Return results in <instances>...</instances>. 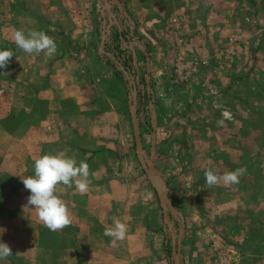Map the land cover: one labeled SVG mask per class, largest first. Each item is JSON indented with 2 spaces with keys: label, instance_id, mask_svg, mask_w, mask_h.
Here are the masks:
<instances>
[{
  "label": "crops",
  "instance_id": "crops-1",
  "mask_svg": "<svg viewBox=\"0 0 264 264\" xmlns=\"http://www.w3.org/2000/svg\"><path fill=\"white\" fill-rule=\"evenodd\" d=\"M100 1L0 0V50L13 54L0 70V241L13 253L0 264L168 261L160 259L150 236L152 225L157 229V192L137 158L135 142L131 154L119 135V116L124 119L125 109L129 112L130 91L125 75L101 55L110 14ZM110 10L120 24L110 25L111 40L104 49L132 62L135 51L140 73L143 51L135 43L149 51L152 91L142 94L153 101L157 155L165 112L179 129L167 144L178 145L184 165L177 167L188 175V186L190 177H202L206 169L217 174L245 169L238 183H219L232 196L217 201L222 206L228 199L231 221H245L232 235L236 240L253 242L255 225L260 226L261 251L241 250L246 258H258L239 264H264V0H119ZM16 29L44 31L56 51L51 56L25 53L13 42ZM127 66L136 74L134 66ZM156 70L165 74L162 89L154 88ZM223 109L232 118L219 125ZM150 127L152 132L151 117ZM58 152L77 163L86 161L89 177L83 193L74 185H56L71 222L51 231L27 205L29 191L20 177L33 174L36 158ZM157 155V168L170 176L157 165ZM114 217L126 224L124 238L115 245L104 235ZM238 255L232 248L220 251L215 263L238 264Z\"/></svg>",
  "mask_w": 264,
  "mask_h": 264
},
{
  "label": "rangeland",
  "instance_id": "rangeland-1",
  "mask_svg": "<svg viewBox=\"0 0 264 264\" xmlns=\"http://www.w3.org/2000/svg\"><path fill=\"white\" fill-rule=\"evenodd\" d=\"M145 72L146 67L143 68L142 64L139 83L137 84L138 90L140 91L139 93H141V95L139 94L137 104V110L141 124H145L146 122L145 115L148 114L150 118V113L147 111L149 102L145 97L146 95L142 94V92L144 93L145 91H148L146 86ZM164 75L163 73L158 75L157 70L154 71V88L162 89V85L164 84L162 82ZM159 76H162L161 81L157 78ZM127 96V90H125L126 100H128ZM164 99L165 98H163V100ZM165 103L166 101H163V104ZM162 107L164 106L162 105ZM125 111L126 117L124 119L121 115L119 116V123L121 124V128H119V135L122 136V138H126V144H128L125 148L128 149V147H130L128 152L130 150V153L133 154L134 140L132 126L129 118V112L126 109ZM163 114L164 116L160 118L161 126L157 130V139L159 141L160 149L158 151L156 162L157 165L159 164V166L164 169V172L167 170L170 173V176L167 177V187L169 189V193L171 194L176 207L186 219V226L182 238L183 264H216L215 255H218L220 251L229 250V248L238 251V256L240 258L238 264L241 261H248L249 259L256 261L258 257L255 254L249 255V258H246V256L242 254L241 250L243 249V251H245L246 248H250L249 253H253L252 249H257L258 252L261 251L259 248L260 243L262 242L259 240V238H261L260 226L258 227L255 225L253 233V238L255 240H253V242L249 239L236 240L234 237H232V235L240 233L245 221L238 223L236 219H233L234 222L230 219V210L228 206L229 201L228 199L225 200V198H230V196H232L230 189L225 186H221L219 183L209 186L208 184L204 183V174L202 177L195 179L190 177L192 179L191 180L189 178L191 184L189 186L187 185L188 182L184 180L186 177L188 178V175L183 177L181 174V168L177 167L179 163H184L182 159L183 156L181 157L177 152L178 145L175 144V142L167 144V141H171V138L175 137L174 135L176 133H179V129L174 127L173 122L168 119L170 117L168 114H166L169 116L167 118L165 116V112H162V115ZM123 124L125 125L124 127ZM146 129L147 131L144 130L143 141L144 147L147 151H149L151 145V127L146 125ZM133 161L129 162V160H126L128 164ZM201 170L195 169V172H200ZM221 187H224L225 189H220ZM221 197H225L222 200L227 201L222 206H220L219 202L217 201ZM157 212V229H154V225H152V229L150 230V236L152 237L151 241L154 246L156 245V247H158L159 255H161L160 259L166 257L168 259L166 264H171L172 232L163 220L161 207L160 210H157ZM171 220L174 223V227L176 229L179 228L178 219L176 217H171ZM227 262L228 260L224 261V263Z\"/></svg>",
  "mask_w": 264,
  "mask_h": 264
},
{
  "label": "clouds",
  "instance_id": "clouds-1",
  "mask_svg": "<svg viewBox=\"0 0 264 264\" xmlns=\"http://www.w3.org/2000/svg\"><path fill=\"white\" fill-rule=\"evenodd\" d=\"M15 45L25 53H41L51 56L56 51V43L42 30H29L25 33L16 29L12 33ZM13 56L11 50H0V70L5 68L9 59ZM223 119L217 124L222 125L224 120L231 119V113L227 109L221 111ZM245 172L243 167L232 171L217 174L212 169L204 172V183L209 186L223 182L225 185L236 184L239 177ZM89 166L86 161L67 156L64 152L56 154H43L34 160V171L32 175L21 176L20 179L26 190L29 191L27 205L35 210L37 217L49 230L55 231L67 226L70 215L66 204L59 198L56 185L62 183L66 186L74 185L75 189L83 193L88 187ZM126 224L118 218H113L112 226L104 230V235L110 237V243L115 245L116 241L124 238ZM12 249L3 241H0V261L11 255Z\"/></svg>",
  "mask_w": 264,
  "mask_h": 264
},
{
  "label": "water",
  "instance_id": "water-1",
  "mask_svg": "<svg viewBox=\"0 0 264 264\" xmlns=\"http://www.w3.org/2000/svg\"><path fill=\"white\" fill-rule=\"evenodd\" d=\"M119 0H101L100 2L104 5L103 7L108 9L109 16L108 20L109 23H104L102 30V43L100 45V52L101 55L111 60L120 70L128 80V89L130 93L129 98V112L131 116L132 122V130L135 142V152L139 162L147 175L148 180L155 188L159 200L160 207L162 209L163 220L165 224L169 227L172 232V263L171 264H183V253H182V238L185 230V219L183 214L179 211V209L175 206L172 199L169 196L168 187H167V176L157 168L155 164V157L157 155L156 152V138H155V129H156V121H155V111L153 107V101L149 100V107H150V117H151V124H152V132H151V145L149 151L146 150L143 144L142 135H141V128H140V121H139V113L137 110L138 104V86L139 83V76H140V69L138 66L137 58L135 55V51H132L133 55V66L136 69V74L133 73L132 70H129V67L124 64V61L121 57L117 56L114 53L108 52L104 49V41L107 38L110 25L115 23L119 26V21L116 18V15L111 12L110 6L118 2ZM124 14L129 18V14L126 10L123 9V6L120 7ZM130 19V18H129ZM131 24L133 21L130 19ZM133 35V30L130 31ZM135 43L137 46L139 45L145 55V64H146V72H145V79H146V86L148 88V92H151L152 88L150 85V56L149 51L146 45L140 43ZM132 71V72H130ZM171 217H176L178 219L179 228L174 227V223L171 220Z\"/></svg>",
  "mask_w": 264,
  "mask_h": 264
},
{
  "label": "trees",
  "instance_id": "trees-1",
  "mask_svg": "<svg viewBox=\"0 0 264 264\" xmlns=\"http://www.w3.org/2000/svg\"><path fill=\"white\" fill-rule=\"evenodd\" d=\"M118 50V49H117ZM118 51H120V50H118ZM144 54L142 53L141 54V58H142V61H143V68L145 67V65H144V63H145V59H144ZM123 61H124V63L125 64H127V65H129L131 68L133 67V62H132V58L131 57H125L124 59H123ZM117 73H120L119 71H117ZM147 111H148V109H147ZM145 120H146V122H145V124H141V131H142V136H143V134H144V130L145 131H147V129H146V125H148V126H150V118H149V116H148V114L147 115H145ZM149 129V128H148ZM143 140H144V138H143ZM102 150V149H101ZM106 152H108V153H111V154H113V155H116V153L115 152H113L112 150H110V149H106Z\"/></svg>",
  "mask_w": 264,
  "mask_h": 264
},
{
  "label": "built area",
  "instance_id": "built-area-1",
  "mask_svg": "<svg viewBox=\"0 0 264 264\" xmlns=\"http://www.w3.org/2000/svg\"><path fill=\"white\" fill-rule=\"evenodd\" d=\"M99 7H100V6H99ZM108 37H109V36H107V38L105 39L104 44H105V42H107V41L109 42V38H110V37H109V38H108ZM110 40H111V38H110ZM103 47H104V45H103Z\"/></svg>",
  "mask_w": 264,
  "mask_h": 264
}]
</instances>
